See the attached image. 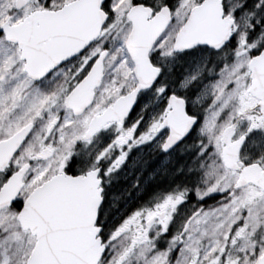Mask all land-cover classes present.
<instances>
[{
    "label": "snow or ice",
    "instance_id": "snow-or-ice-1",
    "mask_svg": "<svg viewBox=\"0 0 264 264\" xmlns=\"http://www.w3.org/2000/svg\"><path fill=\"white\" fill-rule=\"evenodd\" d=\"M0 264H264V0H0Z\"/></svg>",
    "mask_w": 264,
    "mask_h": 264
}]
</instances>
